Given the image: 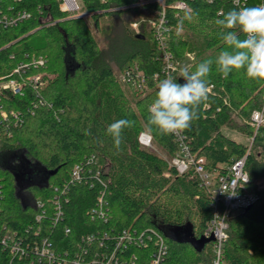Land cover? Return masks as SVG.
I'll list each match as a JSON object with an SVG mask.
<instances>
[{
    "label": "trees",
    "instance_id": "trees-1",
    "mask_svg": "<svg viewBox=\"0 0 264 264\" xmlns=\"http://www.w3.org/2000/svg\"><path fill=\"white\" fill-rule=\"evenodd\" d=\"M78 2L82 11L91 14L89 19H66L57 0H20L15 7L27 10L31 18L0 33V77L8 76L18 63L31 56L45 59L44 70L56 75L41 93L51 108H39L33 115L27 112L32 103L30 89L25 90L23 97L5 94L2 99L6 110L24 113L21 124H10L7 129L0 126V221L19 236L34 222L33 208L21 203V195H15L14 174H21L23 166L28 170L36 162L45 180L26 183L22 193L33 200L48 201L52 186L66 181L74 165L93 158L88 163L93 175L85 174L82 183L69 190V200L63 203L62 222L52 231L44 227V234L53 240L57 252L72 255L79 251L80 236L85 233L98 236L103 231L151 228L168 244L170 264H211V243L197 252L189 243H179L169 236L170 230L188 228L192 237L200 238L212 216L210 196L192 170L178 174L170 165L178 152L173 134L146 131L147 108L155 97L158 82L165 78L150 25L158 4H139L141 0ZM188 2L187 13L176 16L175 9L167 11L169 50L179 62L187 53L196 57L192 65L214 61L226 47L220 35L223 30L215 21L237 7L230 0H214L211 4L205 0ZM42 19L49 20L42 23ZM133 22L138 23V34L130 28ZM98 34L105 43L103 49ZM135 67L143 73L146 88L137 92L124 83L133 96L132 103L126 98L117 74ZM39 70L32 69L31 73ZM173 78L178 81L179 73ZM208 79L212 85L208 99L198 108L199 118L183 132L190 151L204 157L209 170L222 171L245 156L248 187L258 195L255 204L228 221L222 264H264V210H257L258 203L264 202V190L255 189L252 181L264 177V125L255 132L248 121L239 122L262 107L264 84L248 80L238 72L224 79L215 70V64ZM119 119L133 120L135 126L123 131V142L117 149L106 129ZM224 129L236 132L245 142L226 134ZM141 132L151 136V147L139 144ZM96 170L102 183L94 177ZM50 172L55 173L49 175ZM101 195L110 217L107 224L91 220L88 214ZM63 226L70 229L69 234L63 233ZM136 253L142 258L146 256L142 250ZM10 262L31 264L24 258L12 259L0 246V264Z\"/></svg>",
    "mask_w": 264,
    "mask_h": 264
},
{
    "label": "built area",
    "instance_id": "built-area-1",
    "mask_svg": "<svg viewBox=\"0 0 264 264\" xmlns=\"http://www.w3.org/2000/svg\"><path fill=\"white\" fill-rule=\"evenodd\" d=\"M20 0H0V33L8 28H13L20 23L31 18V14L25 9H19ZM189 0H141L139 4L156 2L158 9L155 17L150 21L154 40L160 51L163 62L162 72L165 78L174 77L180 70V62L176 60L169 50V18L167 11L169 8L175 9V15L190 11ZM214 0H205L211 4ZM237 9L242 7L259 6L264 4V0H230ZM61 13L68 18L89 19L90 13L81 10L78 0H57ZM222 11H218L220 15ZM49 19H42L46 23ZM130 28L139 33L138 23L133 22ZM188 55V54H187ZM189 56V55H188ZM28 58V57H26ZM45 59L31 56L23 62L18 63L8 76L0 77V126L12 124L17 126L23 122L22 110H6L2 106V99L5 94L13 97H23L25 90L30 89L32 96L31 108L27 110L31 115L39 108H51V104L45 102L41 93L51 79L45 67ZM32 69H40L31 73ZM123 83L128 84L137 92H143L146 88L143 73L135 68L125 69L119 75ZM212 85H210V92ZM210 94V93H209ZM252 128L257 129L264 125V103L260 109L253 110L247 122ZM178 152L170 160L178 174H183L189 170L197 176L200 185L210 196V206L212 216L206 223L202 236L213 238L212 261L211 264H222L224 255V244L228 238V221L240 212L245 211L255 204L258 196L248 189L249 177L245 171V159L232 161L221 170H209L205 166V159L202 156L194 155L189 148L184 133L174 135ZM252 140V139H251ZM138 142L144 147H151V136L141 132ZM91 158L85 163L74 165L69 178L60 185L52 186V194L48 201L37 198L35 200L28 195L21 194V203L29 205L35 211L33 224L25 228L22 236L17 231L8 228L6 222L0 221V246L6 250L12 259L22 258L30 261L31 264H170L169 247L164 237L156 230L145 228L137 230L126 228L117 232L103 231L100 235L93 232L80 236L79 251L69 255L67 252H57L54 249V242L45 233L46 228L51 231L62 222L64 210L63 203L68 202L69 190L75 185L81 184L84 175L92 176L93 172L88 163H92ZM95 179H99V172L94 173ZM3 202V183L0 178V215ZM91 220H100L107 224L110 217L108 208L104 203L103 196L96 198L95 206L89 212ZM65 235L70 233L67 226L62 227ZM142 250L146 254L142 258L136 251ZM11 264V262H10Z\"/></svg>",
    "mask_w": 264,
    "mask_h": 264
},
{
    "label": "clouds",
    "instance_id": "clouds-1",
    "mask_svg": "<svg viewBox=\"0 0 264 264\" xmlns=\"http://www.w3.org/2000/svg\"><path fill=\"white\" fill-rule=\"evenodd\" d=\"M215 23L223 30L220 35L225 49L214 61L209 59L182 66L179 76L183 83L171 76L158 82L155 97L147 108L148 133L155 130L161 135H180L191 127L199 118V106L208 99V78L213 64L224 79L238 72L248 80L264 84V4L234 8L222 14ZM134 126L133 120L119 119L111 123L106 132L119 149L123 131Z\"/></svg>",
    "mask_w": 264,
    "mask_h": 264
},
{
    "label": "rangeland",
    "instance_id": "rangeland-1",
    "mask_svg": "<svg viewBox=\"0 0 264 264\" xmlns=\"http://www.w3.org/2000/svg\"><path fill=\"white\" fill-rule=\"evenodd\" d=\"M98 37H99V46L100 48H104L105 47V43L104 41L101 39V35L98 34ZM189 56H188V55ZM183 62L181 61L180 62V66H184V65H188V64H193L195 61H196V57L194 56V54L192 53H187ZM116 71V70H114ZM180 71V70H179ZM178 71V72H179ZM120 74H117V78H118V81H119V84L122 88V90H124V93H125V96L127 99H129L132 103H133V96H131L130 92L128 91V89L124 86V83L121 81L120 77H119ZM56 75L55 74H52L51 77H55ZM248 121V119L246 120H242L240 119V123H246ZM237 122H238V118H237ZM224 132L226 134H230L232 137H234L235 139H237L238 141H241V142H245L240 136L239 134H237L236 132L234 131H227V129H224ZM251 143V141H250ZM248 174V173H247ZM27 175L30 176L32 178V181L34 183H42L44 182L45 180V174L44 172L42 171V168L39 164H37L36 162H32L30 165H29V168H28V171H27ZM249 177V176H248ZM253 181V185L255 187V189L257 190H264V177H257L255 179L252 180ZM248 189L250 191H252L249 187ZM253 192V191H252ZM20 194H22V191H19ZM255 193V192H254ZM256 194V193H255ZM257 195V194H256ZM23 196V194H22ZM258 196V195H257ZM258 201V200H257ZM257 210H264V202H259L258 205H257Z\"/></svg>",
    "mask_w": 264,
    "mask_h": 264
},
{
    "label": "water",
    "instance_id": "water-1",
    "mask_svg": "<svg viewBox=\"0 0 264 264\" xmlns=\"http://www.w3.org/2000/svg\"><path fill=\"white\" fill-rule=\"evenodd\" d=\"M139 38H143L140 36ZM178 82L183 83V80L181 78L178 79ZM55 172H50L49 175L54 174ZM16 197H19V191H15ZM169 236L172 238V240L177 241L179 243H189L193 249L197 252H201L202 249L204 248L205 244L213 241V238H204L201 236L200 238L196 239L192 237L191 231L188 228L184 229H175V230H170L169 231Z\"/></svg>",
    "mask_w": 264,
    "mask_h": 264
},
{
    "label": "flooded vegetation",
    "instance_id": "flooded-vegetation-1",
    "mask_svg": "<svg viewBox=\"0 0 264 264\" xmlns=\"http://www.w3.org/2000/svg\"><path fill=\"white\" fill-rule=\"evenodd\" d=\"M22 169H24V171L21 174H19V175L18 174H14V176L16 177L15 178V180H16V190H18V191H21V189H23L25 187L26 183H32V178L30 176H28L27 173H26L28 170H25L26 169L25 166H23Z\"/></svg>",
    "mask_w": 264,
    "mask_h": 264
},
{
    "label": "crops",
    "instance_id": "crops-1",
    "mask_svg": "<svg viewBox=\"0 0 264 264\" xmlns=\"http://www.w3.org/2000/svg\"><path fill=\"white\" fill-rule=\"evenodd\" d=\"M32 183H34V182L32 181ZM20 195H21V194L19 193V197H20Z\"/></svg>",
    "mask_w": 264,
    "mask_h": 264
}]
</instances>
